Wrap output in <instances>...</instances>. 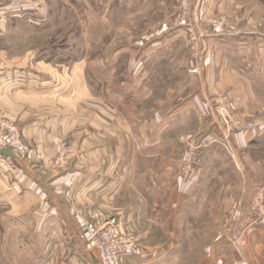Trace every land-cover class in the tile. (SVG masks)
<instances>
[{
    "label": "rangeland",
    "instance_id": "1",
    "mask_svg": "<svg viewBox=\"0 0 264 264\" xmlns=\"http://www.w3.org/2000/svg\"><path fill=\"white\" fill-rule=\"evenodd\" d=\"M26 59L68 81L82 67L92 76L113 73L116 80L103 83L115 87L106 92L114 106L131 121H154L152 134L183 119L180 174L199 176L176 240L183 264H207L211 236L243 248L253 233L264 240V0H0V67ZM9 80L0 82V106L17 105ZM0 119L23 136L1 110ZM55 143L65 164L52 165L62 169L74 149ZM32 146L42 159L26 161L44 163ZM29 215L0 204V264H56L54 232L30 228ZM120 230L145 251L128 227Z\"/></svg>",
    "mask_w": 264,
    "mask_h": 264
},
{
    "label": "crops",
    "instance_id": "2",
    "mask_svg": "<svg viewBox=\"0 0 264 264\" xmlns=\"http://www.w3.org/2000/svg\"><path fill=\"white\" fill-rule=\"evenodd\" d=\"M20 61L1 64L0 82H14L8 87L15 88L17 105L4 100L0 110L18 122L26 141L42 151L45 161L18 157L22 163L16 175L0 170L2 207L26 208L30 228L54 232L56 264H100L86 232L91 217L99 216L128 227L143 241V256L123 255L119 264H183L184 252L176 240L192 214L188 208L194 206L199 178L198 173L185 178L180 174L181 157L176 151L177 137L182 135L178 123L183 119L165 121L162 130L152 134L154 121H131L114 106V96L106 92L115 87L103 83L114 82L113 73L104 78L101 68L92 76L82 67L73 69L77 81H68L48 63L34 62V66L31 60ZM137 124L141 126L136 133ZM56 140L74 149L62 169L52 165L59 149ZM240 236L242 232L236 240ZM260 237V232L253 233L243 248L216 243L211 236L205 250L207 264H264ZM220 251L225 261L219 258Z\"/></svg>",
    "mask_w": 264,
    "mask_h": 264
},
{
    "label": "built area",
    "instance_id": "3",
    "mask_svg": "<svg viewBox=\"0 0 264 264\" xmlns=\"http://www.w3.org/2000/svg\"><path fill=\"white\" fill-rule=\"evenodd\" d=\"M10 150L21 159H42L41 153L27 143L20 129L13 123L0 119V150ZM56 165L65 164V153L61 151L54 160ZM20 162L8 155L0 154V170H8L16 175ZM89 246L96 250L100 257V264H119L123 255L140 257L144 255L142 247L136 240L124 235L120 226L101 217H93L86 224Z\"/></svg>",
    "mask_w": 264,
    "mask_h": 264
},
{
    "label": "water",
    "instance_id": "4",
    "mask_svg": "<svg viewBox=\"0 0 264 264\" xmlns=\"http://www.w3.org/2000/svg\"><path fill=\"white\" fill-rule=\"evenodd\" d=\"M0 154L8 155L9 157L13 158L14 160L22 163V161L15 154H13L10 150H7V149L0 150Z\"/></svg>",
    "mask_w": 264,
    "mask_h": 264
}]
</instances>
